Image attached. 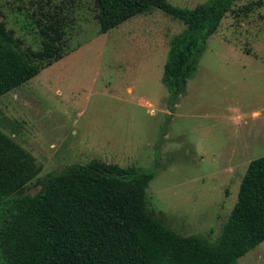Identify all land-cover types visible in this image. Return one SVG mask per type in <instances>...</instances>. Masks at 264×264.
Instances as JSON below:
<instances>
[{
    "label": "rangeland",
    "instance_id": "rangeland-1",
    "mask_svg": "<svg viewBox=\"0 0 264 264\" xmlns=\"http://www.w3.org/2000/svg\"><path fill=\"white\" fill-rule=\"evenodd\" d=\"M207 1L167 0L186 9ZM41 6L74 8L66 54L0 97V132L41 168L27 194L48 173L92 159L151 170L149 208L175 232L214 241L249 163L264 157V0L232 7L173 107L161 78L183 23L152 8L101 33L92 0H0V22L22 49L39 47ZM237 264H264V241Z\"/></svg>",
    "mask_w": 264,
    "mask_h": 264
},
{
    "label": "trees",
    "instance_id": "trees-1",
    "mask_svg": "<svg viewBox=\"0 0 264 264\" xmlns=\"http://www.w3.org/2000/svg\"><path fill=\"white\" fill-rule=\"evenodd\" d=\"M241 1L208 0L193 9L167 0H92V5L101 33L152 8L185 25L169 42L161 78L173 107L194 77L207 40ZM260 4L239 11L248 14ZM40 8L32 18L37 50L22 49L0 22V97L66 54L74 8ZM40 172L35 159L0 132V264H237L264 241V157L249 163L237 202L214 241L175 232L149 208L151 170L92 159L48 173L34 182L38 192L27 194Z\"/></svg>",
    "mask_w": 264,
    "mask_h": 264
}]
</instances>
